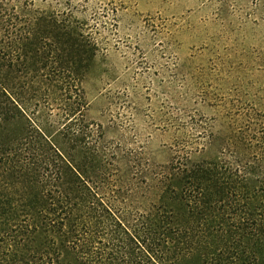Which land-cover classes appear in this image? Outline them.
I'll list each match as a JSON object with an SVG mask.
<instances>
[{
    "label": "trees",
    "instance_id": "1",
    "mask_svg": "<svg viewBox=\"0 0 264 264\" xmlns=\"http://www.w3.org/2000/svg\"><path fill=\"white\" fill-rule=\"evenodd\" d=\"M99 53L0 0V264H264V98L172 101L153 149L90 117Z\"/></svg>",
    "mask_w": 264,
    "mask_h": 264
},
{
    "label": "rangeland",
    "instance_id": "2",
    "mask_svg": "<svg viewBox=\"0 0 264 264\" xmlns=\"http://www.w3.org/2000/svg\"><path fill=\"white\" fill-rule=\"evenodd\" d=\"M32 1L92 28L100 53L86 86L90 117L105 126L116 119L119 131L150 137L153 149L167 140L157 128L172 101L201 91L264 98V18L249 16L247 0Z\"/></svg>",
    "mask_w": 264,
    "mask_h": 264
}]
</instances>
